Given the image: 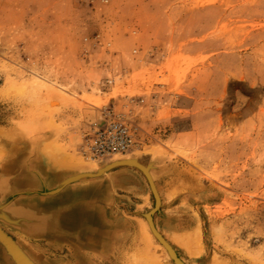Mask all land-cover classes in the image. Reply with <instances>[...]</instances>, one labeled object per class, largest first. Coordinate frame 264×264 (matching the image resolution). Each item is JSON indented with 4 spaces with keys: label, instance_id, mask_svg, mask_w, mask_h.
<instances>
[{
    "label": "rangeland",
    "instance_id": "rangeland-1",
    "mask_svg": "<svg viewBox=\"0 0 264 264\" xmlns=\"http://www.w3.org/2000/svg\"><path fill=\"white\" fill-rule=\"evenodd\" d=\"M108 112L141 145L89 160ZM1 214L45 264H175L148 214L186 264H264V0L1 1Z\"/></svg>",
    "mask_w": 264,
    "mask_h": 264
},
{
    "label": "bare ground",
    "instance_id": "bare-ground-1",
    "mask_svg": "<svg viewBox=\"0 0 264 264\" xmlns=\"http://www.w3.org/2000/svg\"><path fill=\"white\" fill-rule=\"evenodd\" d=\"M51 105L54 108H56L59 106V103L58 102H52ZM92 161H94V160H92ZM98 161H101V160H98ZM121 161H123V160L122 159H116L113 161V163L119 164ZM100 169L101 168L99 167L98 170H100ZM148 171L149 170L147 169L146 173L149 177V178H147V180L150 179V181L152 182L153 176ZM149 174L152 176L151 178H150ZM150 185H152V188H150V189H153V191L155 193V197L159 201L160 198L158 197V194L156 192L157 190L154 189L155 185L153 184V182ZM19 206H21V205H18V207ZM19 208L21 209L22 207H19ZM25 209H26V207H25ZM22 213L20 210L13 207L12 209L8 210L5 213L6 215L5 214L4 215L6 216V218L12 220V222H11L12 225H19V226L22 225V227H24V229H26L28 232H31V233L39 232V235H41L40 237H44V238L49 237L50 238L52 236V233H51L52 230H54L57 227V225L55 224L56 223L55 221H51V223L54 224V225L52 224V227L48 226L47 222H46V224H44L42 222L41 224H39L37 226L34 224H30L31 221H29V223H26L28 225H26V224H23L22 221L20 220V218L23 216ZM4 215H2V214L0 215V221H2ZM36 216H39V215H36ZM36 216H35V219H36ZM29 219H31V218H29ZM145 220L147 222L146 228H145V232H146L147 237L149 239L153 240L154 243H157L158 247L161 249L163 254L168 259L173 260L175 264H186L184 261H182L183 259L178 258L177 253L174 250V248L165 240V238L162 237V235L158 232L156 227H153L152 215L151 214L146 215ZM32 225H34V226H32ZM36 230H38V231H36ZM11 232H12V230L8 227H5L4 230L0 229V264H45L40 259H38L33 254V252L29 249V246L31 247V243H30L31 241L30 240H25V241L16 240L14 237L11 236ZM3 233H4V235H3ZM8 236L10 237V239L8 238ZM14 240H16V243L13 242Z\"/></svg>",
    "mask_w": 264,
    "mask_h": 264
},
{
    "label": "built area",
    "instance_id": "built-area-1",
    "mask_svg": "<svg viewBox=\"0 0 264 264\" xmlns=\"http://www.w3.org/2000/svg\"><path fill=\"white\" fill-rule=\"evenodd\" d=\"M84 137L81 154L89 160H104L135 151L140 145L138 127L124 115L108 112Z\"/></svg>",
    "mask_w": 264,
    "mask_h": 264
},
{
    "label": "crops",
    "instance_id": "crops-1",
    "mask_svg": "<svg viewBox=\"0 0 264 264\" xmlns=\"http://www.w3.org/2000/svg\"><path fill=\"white\" fill-rule=\"evenodd\" d=\"M1 1H4V0H0V2ZM4 3V2H3ZM262 108H263V106L262 105H260L259 106V110H258V114L256 115V116H254V119H257L258 118V115L262 112Z\"/></svg>",
    "mask_w": 264,
    "mask_h": 264
}]
</instances>
